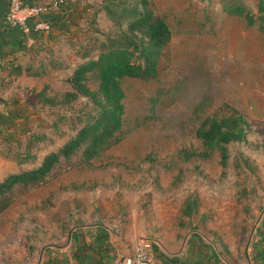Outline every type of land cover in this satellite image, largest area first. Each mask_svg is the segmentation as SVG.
Masks as SVG:
<instances>
[{"label": "rangeland", "instance_id": "374dc122", "mask_svg": "<svg viewBox=\"0 0 264 264\" xmlns=\"http://www.w3.org/2000/svg\"><path fill=\"white\" fill-rule=\"evenodd\" d=\"M54 2L34 5L48 13L47 7L59 8ZM76 2L89 5L86 13L94 20H85L73 32L76 41L70 35L51 54L71 70L81 58L95 59L108 36L123 37L101 10L102 0ZM152 2L172 36L156 78L122 81L120 141L89 164L79 162L81 150L62 161L48 186L22 197L0 218L1 244L4 238L12 243L7 231L18 227L67 229L97 223L118 234L119 244L127 248L124 256L141 248L160 264L177 259L172 256L187 245L212 242L221 248V240L243 245L264 224V29L258 12L264 0ZM236 7L243 15L234 14ZM68 73L54 71L45 81L22 84V98L30 113L38 115V124L30 127L42 139L31 159L23 157L22 144L19 159L25 162L16 159L18 166L12 164L10 170L37 167L99 113L81 96L68 104L39 102L35 90L46 85L50 97L72 92ZM87 80L96 91L91 74ZM225 105L243 118L244 137L206 147L196 131L203 120L223 115Z\"/></svg>", "mask_w": 264, "mask_h": 264}, {"label": "crops", "instance_id": "0c3cea01", "mask_svg": "<svg viewBox=\"0 0 264 264\" xmlns=\"http://www.w3.org/2000/svg\"><path fill=\"white\" fill-rule=\"evenodd\" d=\"M7 1L0 0V175H3L0 182L7 175L16 173L8 166L17 165L16 155L23 149L21 141L37 134L30 126L38 124V115L35 110L30 113L27 100L22 98L25 91L22 84L32 86L38 80L45 81L54 71L63 74L69 71L68 79L84 59L81 58L71 70L72 67L62 65V59L54 60L51 54L65 39L69 40L70 35V40L76 41L73 32L76 35L85 20L92 21L89 20L91 15L86 13L89 5L66 0L64 11L60 12L61 18L57 17L51 32L31 30L23 33L7 26ZM39 1L26 2L34 5ZM47 8L51 10L52 7ZM48 90V85L35 90L36 98L41 94L50 97L46 94ZM39 102L48 106L43 101ZM260 226L243 245L235 246L222 240L221 248L212 242L208 246L199 243L201 247L186 244L188 248L184 246L177 256H172L177 259H163L160 264H264V224ZM7 232L6 235H13V240L10 243L4 238V243H0V264H116L125 255L121 253L127 251L119 244L118 234L113 229L97 223L67 229L41 228L35 224Z\"/></svg>", "mask_w": 264, "mask_h": 264}, {"label": "trees", "instance_id": "16d2710c", "mask_svg": "<svg viewBox=\"0 0 264 264\" xmlns=\"http://www.w3.org/2000/svg\"><path fill=\"white\" fill-rule=\"evenodd\" d=\"M28 6L40 5L28 4ZM64 0H56V11L46 13L43 18L52 29L60 12L64 11ZM101 10L109 17L113 25L122 31V38L108 36L101 44L100 53L95 59L84 58L72 75L66 79L73 90L57 97L39 95V101L48 106L68 104L77 96L89 98L99 107V113L83 125L77 134L69 139L56 152L47 154L34 168L21 170L7 175L0 182V216L22 197L32 191L49 185L52 173L62 161H68L79 150L81 164H89L101 152L120 141L123 125L124 91L122 81L137 79L147 81L156 78L160 59L171 40V30L166 21L155 12L152 0H137L135 6H125L117 0H102ZM258 12L264 29V3L259 4ZM243 15L240 7L235 13ZM246 16V15H245ZM250 18V17H248ZM93 21V20H92ZM88 74L97 82L96 91L87 85ZM42 99V100H40ZM223 115L215 114L203 120L197 131V137L206 147H223L231 142H239L244 137V120L229 105L222 107ZM42 139L38 134L21 141L24 145L25 159H31L36 144ZM22 152V151H21ZM22 153L16 159L24 163ZM222 247L223 245L220 244Z\"/></svg>", "mask_w": 264, "mask_h": 264}, {"label": "built area", "instance_id": "2783aa9c", "mask_svg": "<svg viewBox=\"0 0 264 264\" xmlns=\"http://www.w3.org/2000/svg\"><path fill=\"white\" fill-rule=\"evenodd\" d=\"M47 9L37 6H28L23 0H8L5 13L7 26L17 28L23 33H49L52 27L42 16ZM116 264H157L154 257L141 248H137L131 255L121 257Z\"/></svg>", "mask_w": 264, "mask_h": 264}]
</instances>
